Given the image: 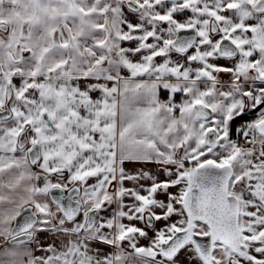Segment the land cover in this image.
<instances>
[{
	"label": "snow or ice",
	"instance_id": "6c2138e0",
	"mask_svg": "<svg viewBox=\"0 0 264 264\" xmlns=\"http://www.w3.org/2000/svg\"><path fill=\"white\" fill-rule=\"evenodd\" d=\"M0 264H264V0H0Z\"/></svg>",
	"mask_w": 264,
	"mask_h": 264
}]
</instances>
